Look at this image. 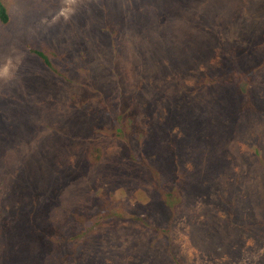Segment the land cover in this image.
I'll return each instance as SVG.
<instances>
[{
  "label": "rangeland",
  "instance_id": "1",
  "mask_svg": "<svg viewBox=\"0 0 264 264\" xmlns=\"http://www.w3.org/2000/svg\"><path fill=\"white\" fill-rule=\"evenodd\" d=\"M0 3V264H264V0Z\"/></svg>",
  "mask_w": 264,
  "mask_h": 264
},
{
  "label": "trees",
  "instance_id": "2",
  "mask_svg": "<svg viewBox=\"0 0 264 264\" xmlns=\"http://www.w3.org/2000/svg\"><path fill=\"white\" fill-rule=\"evenodd\" d=\"M8 21V14L6 12V9L5 7L0 3V22H7ZM36 53L38 54V56L40 58L43 59V61L45 62L46 66H49L50 67V64H49V59L47 58V56L43 53V52H40V51H36ZM169 196H173V194H169ZM100 221V218L99 217H96L94 220H93V223H97Z\"/></svg>",
  "mask_w": 264,
  "mask_h": 264
}]
</instances>
